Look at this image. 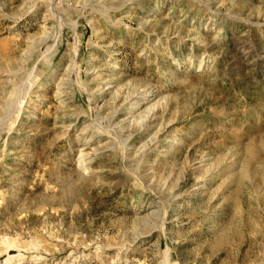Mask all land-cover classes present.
<instances>
[{
    "label": "rangeland",
    "instance_id": "1",
    "mask_svg": "<svg viewBox=\"0 0 264 264\" xmlns=\"http://www.w3.org/2000/svg\"><path fill=\"white\" fill-rule=\"evenodd\" d=\"M0 264H264V0H0Z\"/></svg>",
    "mask_w": 264,
    "mask_h": 264
}]
</instances>
